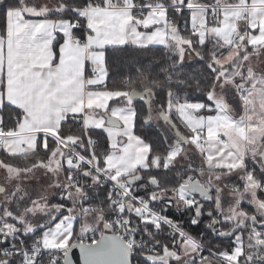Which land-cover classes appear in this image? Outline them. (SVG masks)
<instances>
[{
	"label": "crops",
	"instance_id": "obj_1",
	"mask_svg": "<svg viewBox=\"0 0 264 264\" xmlns=\"http://www.w3.org/2000/svg\"><path fill=\"white\" fill-rule=\"evenodd\" d=\"M221 5L223 9L216 12L217 20L215 22L210 21L206 15H203L207 27L206 36L200 37V43L213 39L218 43L217 49H225V53L218 58L222 68L218 71L216 84L208 95L210 105L204 113H201L202 105L200 104L201 108L196 112L197 118H201V128L196 131L197 136L193 139L198 140V135H201L204 143L200 144L196 141V145L204 146L207 141H222L224 138L219 135L221 132L232 148H236V140L245 141L248 124L246 121L239 120L243 110L240 106L234 104V99L246 98L248 100V97L252 95V97H256L264 103V0H240L238 5ZM202 6L204 5H195L192 8L188 6L186 8L203 13L202 10L198 9ZM56 10L60 12L62 10L61 6ZM7 13L4 30H0V117L4 108L13 110L14 106L19 116L15 118L17 122H14V127L5 129L3 126L0 131L1 134L6 136L2 147H0V154L4 153L9 156L25 155L35 151L40 140L43 146L45 139L55 140L58 146H61L58 131L67 118L81 116L85 124L88 112V91H106L102 87L106 80L104 51L108 48L125 45L163 47L177 52L183 62L194 60L190 41L179 35L178 30L172 25V22L168 21V16L163 11L149 12L144 17L137 18L128 10L107 11L83 8V10H78L76 14L84 25V31L75 30L71 20L54 17L51 12L25 13L20 7L9 10ZM193 26H191V29ZM201 29L202 27L199 31ZM180 39L184 42L179 43ZM233 39H236L237 43L233 44ZM56 41H58V44H55ZM241 47L250 49V53L241 57L239 61L240 69L231 76L230 70L225 67L232 64ZM91 70L94 72L92 73ZM239 93L241 96L238 95ZM216 102L218 106L215 109ZM189 113L192 114L193 112L189 111ZM158 118L159 124L162 123L160 127L166 126L173 129L160 118V113H158ZM150 121H152V118H150ZM182 126L190 135L189 129L183 123ZM98 129L103 128L99 127ZM170 132L172 133L171 129ZM234 136H237L236 140ZM77 144L81 145L79 141ZM184 146H187L190 152L195 153V145L192 143L188 142ZM243 154L245 158L247 155L245 147L243 148ZM64 155L67 159L66 151ZM248 160L246 159V161ZM204 161L203 158L198 160L192 157L188 162L190 168L186 167L183 170L200 176L203 181H214L215 185L225 188L228 192L232 188H239L238 186L242 182L238 177L243 176V172L214 169V171L210 170L208 173H199L197 171L199 169L198 165L202 164L203 169L206 168ZM48 162L49 160L40 164ZM178 162L181 165L184 163L182 158ZM40 164L33 168H37ZM169 164L171 163L168 157H164V168H166L165 166L168 167ZM260 166V170H263L262 173H264L261 163ZM70 167V162L69 165L63 164L61 166L59 181L61 186L65 187V189L63 188L64 193L68 190L69 197L72 199L75 191L71 185L66 183ZM8 168L11 167L5 165L0 158V180L6 178V175L10 172ZM217 173L221 175L219 180L215 179ZM126 177L125 179H130L138 176L127 175ZM194 180L197 179L193 178L192 181ZM138 182H140V178L135 181V183ZM198 182L200 183L199 180ZM187 184L189 183L182 186ZM202 186L210 187L212 195L210 185ZM256 194L258 198L264 200V194L262 196L257 192ZM192 197H194L192 200L197 202L198 205L202 204L197 196ZM213 197L214 194L212 201ZM76 199L73 200L75 204ZM156 199L161 203V206L175 205L178 206L179 210L181 207L186 206L169 202V195L163 192L158 193ZM64 204L68 205V202ZM249 208L254 210L257 217L261 218L258 222L256 220L257 225L251 224L250 227L264 229V216L254 208ZM186 210L188 209H181L178 212ZM72 214V218L67 223V233L63 236L57 235L53 239L52 234L54 231L51 227L43 230L35 237L41 241L42 248L68 250L75 244L74 240L77 237L101 229L103 226L102 224L82 232V218L78 220L76 209L73 210ZM248 218L247 221L250 222L253 217ZM214 221L215 218L211 223ZM207 228H209V224ZM47 233L48 236L45 237ZM263 236H261L256 251L259 256H256L255 260L264 259ZM177 243L180 248L183 247L181 239H178ZM170 251L175 257L167 254V257H164L165 261L182 258L181 252L178 255L174 250Z\"/></svg>",
	"mask_w": 264,
	"mask_h": 264
},
{
	"label": "rangeland",
	"instance_id": "obj_2",
	"mask_svg": "<svg viewBox=\"0 0 264 264\" xmlns=\"http://www.w3.org/2000/svg\"><path fill=\"white\" fill-rule=\"evenodd\" d=\"M21 5V10L23 12L36 14L52 11L57 12L56 9L61 6L58 0H22ZM193 6L189 7L192 8ZM61 9L63 8L61 7ZM195 23L202 27L201 31L195 34L200 43V37L203 38L206 36L205 31L207 27L206 19L201 11H192L191 26ZM182 42H184V40L179 41V43ZM180 60L182 61L181 58ZM215 63L221 65L219 59H217ZM238 95H240V93ZM118 96H120L119 93L113 94L107 91L94 92L89 90L87 96L88 112L86 115L85 129L87 135L90 137L88 132L89 127L97 129L99 127L103 128L102 130L107 136L111 150L104 159L103 172L110 175L114 180L122 181L123 177L134 175L138 170L146 168L147 149L139 139L132 134L133 110L132 107L129 106V99L126 97L124 99L127 105L123 101L122 105L109 106L110 101ZM233 102L243 110L239 120L246 121L248 124V133L245 141L236 140L237 136H234L237 147L232 148L227 138L220 132L219 135L224 138L222 141H207L204 146L196 145L197 140L193 138H196V131H199L201 128V118H197L196 112L201 106L200 104L180 105L177 107L176 114L191 133L189 141L195 145V153L190 152L187 146L182 144L174 146L175 142L169 141L168 144H170L171 147L165 155V157H168L169 161L181 160L182 158L184 161L180 166L182 169L186 167L190 168L188 162L192 157L198 160L202 158L205 159L204 166L206 168L203 169L202 164L198 165L199 169H197V171L199 173H208L210 170L214 171V169H226L229 171L239 170L243 172V176L238 177L240 178V182L243 183V187L241 183L239 189H237V187L236 189L232 188L229 192L225 188L215 185L214 181H203L200 179V176L193 175V173L189 172L182 176L183 184L190 183L194 178L199 180L202 185L211 186L214 192V210H216L217 213V216H215L216 224H226L225 226L222 224V226L217 229V233H223L221 237H233V243L236 247L233 252L231 248L227 252H215L202 242L200 243L211 253H214L212 255L206 253L204 256L208 257V259L204 261L210 262L211 264H242L245 261L255 260L256 256H259L258 253H256L257 247H259V241L261 236L264 235V229L259 227L252 228L247 221V219H249L248 217H255L258 221L261 220V218L254 214V210L249 208L245 210L242 208L243 204L254 208L259 213L264 211V200L258 198L256 194L257 192L262 196L264 193V181L259 182L252 174L257 167L261 168L258 156L264 146V103L256 97H252V95L248 97V100L246 98H238L234 99ZM217 106L218 103L216 102L214 105L215 109ZM189 111L193 113L190 114ZM108 118L118 121L120 126L110 127L107 125ZM151 118L155 125H161L159 124L160 121L156 109L151 112ZM85 129L82 130L84 138H86ZM159 129H162L163 132L165 131L168 134L170 133V139L173 136L168 127L161 126ZM121 140L123 141L121 142ZM78 141L79 140L74 138H66L64 140L61 139L60 143L72 145L76 144ZM244 147L247 151L245 158L243 154ZM64 153V147L61 145L52 151L48 163L40 164L37 168H30L26 171H17L8 168L10 172L6 175V178L0 180V185L5 188V191L0 194V238L7 237V239H12L21 235H31L46 225H52L48 228L52 227V231L57 233L58 236H63L67 233V223L73 216V210L76 209V204L73 200L77 198V193L74 192L72 195V199L74 198L73 200L69 197L68 190L63 194L68 205L49 203L54 194L57 195L60 188L65 189V187L61 186V182L59 181L61 166L63 164L69 165V161L65 158ZM246 159L252 162L249 160L246 161ZM244 161H246V165ZM156 162L157 160H154L152 165L156 164ZM165 165L167 164L165 163ZM262 171L259 170V173L261 172L260 175L262 174L263 176L264 173H262ZM220 176L221 175L217 173L215 179L219 180ZM227 189L229 188L227 187ZM193 198L194 197L181 190L180 186L169 195V202L187 205V202ZM61 213H64L63 217L57 219ZM81 221L83 224L82 232L87 231L92 227L103 224V213L101 211L87 213L82 217ZM28 229H31V231H28ZM41 232H43V230ZM187 240L188 239L184 238L181 240L183 245L180 251L182 258L180 257L177 264H188V262L191 263L195 259L201 264L203 262L201 249L195 242L197 250L192 251L190 246L186 243ZM237 252L240 254L242 253L239 260L238 257L240 254L237 256ZM167 254L175 257L172 252ZM228 256H234L236 258L229 260L227 259ZM165 257L167 256L165 255ZM0 261H6L5 256H1ZM164 261L165 260L162 259L155 263L165 264Z\"/></svg>",
	"mask_w": 264,
	"mask_h": 264
},
{
	"label": "trees",
	"instance_id": "obj_3",
	"mask_svg": "<svg viewBox=\"0 0 264 264\" xmlns=\"http://www.w3.org/2000/svg\"><path fill=\"white\" fill-rule=\"evenodd\" d=\"M58 1L63 9L60 12H51V15L54 17L67 18L71 20L72 23L78 19L76 14L78 10L88 8L92 5L90 0H83L82 3L78 2V0ZM217 1L219 4L224 5H238L240 3V0ZM0 2H3V0H0ZM211 2L212 0L163 1V4L166 6L178 7V9L171 8L165 13L168 17L172 18V25L178 30L179 35L190 41L191 49L194 53V60L191 62H182L177 52L163 47H133L125 45L122 47L108 48L104 51L106 80L102 88L113 94H120V96L110 101V107L122 105L125 97L129 99L128 96L132 91L140 93L149 91L153 98L154 109H156L158 113L164 111L165 115L176 130L181 134L184 133L187 135L188 132L183 128L182 123L176 114L177 107L180 105L201 104V113H204L205 109L209 107L210 102L208 100V95L216 84L218 71L222 68L220 65H217L215 61L222 57L225 53V49H217L218 43L213 39H208L204 43H199L198 37L191 31V14L193 10L187 9L186 7L191 5H208ZM21 4L22 0H8L6 12L20 8L22 6ZM5 19L6 18H0L1 31L4 30ZM55 44H58V41H56ZM110 53L113 54L111 61L108 60ZM248 53H250V49L241 47L238 56L234 59L232 64L226 65L225 68L230 70L231 76L240 69L239 61L241 57ZM209 66H211V68ZM211 69H214V71ZM117 72H119V75H116L113 79H107L108 76ZM125 104L127 105L126 102ZM129 106H131L133 110L132 134L137 137L147 149L146 168L140 169L134 173V175H137L140 178V182L134 184V193L141 198L155 200L157 203L159 202L156 199L157 194L162 192L167 195L172 194L175 189H178L183 185L182 176L189 173V171L181 173L175 169L168 167L164 168L163 166L164 157L167 154L168 149L171 147L168 142H172L176 138L173 129L170 128L173 134L170 139V133L168 134L161 131L159 125H155L152 121H150L149 124H146L145 120L151 118V113L142 103L129 102ZM8 110L9 109L4 108L1 112V117H3L2 123L5 129L14 127L15 118L17 117V111ZM133 123H135V129L133 128ZM88 132L91 141L94 143L93 150L98 168L103 171L104 159L111 152L107 136L102 129L89 127ZM188 136L190 135L188 134ZM58 138L60 140L66 138L79 140L81 145L76 143L72 144V146L76 147L86 155L84 133L82 129L76 125L73 117L67 118L66 122L62 123L60 130L58 131ZM45 140L48 142V150H45L41 145L40 140L35 151L31 153L20 156H9L1 153L0 158L5 165L16 170L33 168L40 163L47 162L50 159L52 151L58 146L55 140ZM149 145L151 146L150 148ZM154 160H157V162L152 165ZM260 169V167H257L252 174L259 182H262L264 181V175H260ZM150 180L156 181V188L152 186ZM86 191L92 197H96L92 203L96 208H99L102 211L104 216L113 210L110 202L107 200L108 187L101 184L96 179L95 175H91L86 179ZM102 192L103 196H101ZM63 194L64 191L60 188L57 195H54L49 203H67ZM212 194H214L213 191ZM195 198L197 199V197ZM203 206L204 208L200 216H197V211L194 209H188L180 213H170L165 216L175 226L193 239H199V233L204 232L205 236L199 240L211 250L219 253L227 252L232 246H234L233 237H221V234L217 233V229L221 227L222 224L225 226V223H221V225H217L214 228H207L208 224H210L213 218L217 216V213L216 210H214V201L208 204H203ZM242 208L247 210L249 207L242 204ZM60 217L61 216L59 215L57 219ZM194 220L196 221L195 223H193ZM256 220L258 222V219ZM249 224L251 225V221ZM50 226L52 225H46L31 235H21L10 240H8L7 237L0 238V257L5 256L8 264H13V262L14 264H20L16 257L7 256L6 251L9 249H21L27 247L42 230H45ZM145 230L140 226L141 234L148 235L152 240L158 239V237L152 232V227L147 226L145 227ZM177 241L178 237L175 234L168 232L163 239V245H165L168 250H174L180 255L181 248ZM179 259L180 257L170 259L164 261V263L177 264ZM131 261L132 264H140V261H143V264H160L143 258H136ZM188 264H198V261L195 259L191 263L188 262Z\"/></svg>",
	"mask_w": 264,
	"mask_h": 264
},
{
	"label": "built area",
	"instance_id": "obj_4",
	"mask_svg": "<svg viewBox=\"0 0 264 264\" xmlns=\"http://www.w3.org/2000/svg\"><path fill=\"white\" fill-rule=\"evenodd\" d=\"M163 1L164 0H90L92 5L87 9L107 11L128 10L137 18H142L149 12H166L171 8L178 9V7L164 5ZM198 9L202 10L203 15H206L210 21L215 22L217 20L216 12L221 11L223 6L219 4L217 0H212L210 4L204 5ZM168 21L171 22L172 18L168 17ZM73 27L77 31H84V25L79 19L73 22ZM199 30L200 26L197 24L191 29L193 33ZM232 43H237V40L233 39ZM91 72L93 73L94 71L91 70ZM74 119L77 126L82 130L85 129V124L81 116H76ZM15 122H17V119ZM2 128L3 125L0 122V131ZM84 131L86 135V155L72 145L61 143L66 151L67 159L71 164L66 183L71 185L73 190L77 193L76 213L78 220L87 213L101 211L94 206L92 203V196L86 191V179L91 175H95L96 179L101 184L108 187L107 200L110 202L113 210L106 216L103 215V227L101 229L80 235L74 240L75 244L89 245L93 244V241L101 239L102 235H115L129 248L131 257L157 262L164 259L165 255L171 252L163 245V239L169 232L175 234L178 239L182 240L184 238L195 241L201 249L202 257H204L206 253L209 255L214 254L200 244L201 242L199 239L205 236L204 232L199 233V239L190 238L165 216L167 213L178 212L181 209L197 210V202L191 199L187 202L186 206L181 207L179 210L178 206L175 205L161 206V203H156L155 200H147L139 197L134 193L135 182H128V179H123L122 181L114 180L110 175L98 168L93 150L94 143L87 135L86 129ZM5 138L6 136L0 133V147H2ZM197 141L200 144L204 143V139L201 135H198ZM244 164H247L246 161H244ZM78 193H83V195H78ZM188 204H193L195 208H189ZM157 224H159V227H156ZM215 224V221L210 223L209 228H214ZM140 226L143 227V229L147 226L152 227V232L158 239L152 240L148 235L141 234ZM235 249V245L231 247L232 251ZM66 252V249H44L42 248L39 238H35L27 247L7 250L6 255L9 257H16L20 264H52V261H55V264H62ZM242 264H264V259L245 261Z\"/></svg>",
	"mask_w": 264,
	"mask_h": 264
},
{
	"label": "snow or ice",
	"instance_id": "obj_5",
	"mask_svg": "<svg viewBox=\"0 0 264 264\" xmlns=\"http://www.w3.org/2000/svg\"><path fill=\"white\" fill-rule=\"evenodd\" d=\"M78 2L82 3L83 0H78ZM8 3V0H3V2H0V18H6L8 13L6 12V5ZM113 58V54H109L108 60L111 61ZM211 68V66H209ZM214 71V69H211ZM116 75H119V72L113 73L110 76L107 77V79H113ZM13 110L15 111V106L13 107ZM17 116H19V113L17 112ZM3 121V117H0V122ZM133 128L135 129V123H133ZM43 147L45 150H48V142L47 140L44 141ZM151 146L149 145V148ZM167 167V166H165ZM154 183V181H151ZM101 196H103V192L101 193ZM93 200L96 199V197H92ZM189 208H195L193 204H188ZM139 214V212H138ZM198 214V213H197ZM64 213H61L60 216L63 217ZM196 221L194 220L193 223ZM156 227H159V224L156 225ZM28 231H31V229H28ZM223 235V233L221 234ZM48 236V233L45 235V237ZM57 236V233L52 234V238L55 239ZM186 243L190 246L192 251L197 250V245L195 241L193 240H187ZM94 247L91 248H84L80 247V256H79V264H126V261L123 259V247L120 243L119 237H105L101 236V239L99 241H93ZM240 253L237 252V256ZM76 256V251L72 250L70 253V256L66 253L64 260L62 261V264H73V261L75 260L74 257ZM236 257L234 256H228L227 259L233 260ZM132 259H136V257H133ZM204 260H207L208 257H203ZM0 264H8L7 261H0ZM14 264V262H13ZM52 264H55V261H52ZM140 264H143V261H140ZM200 264V262H198Z\"/></svg>",
	"mask_w": 264,
	"mask_h": 264
},
{
	"label": "water",
	"instance_id": "obj_6",
	"mask_svg": "<svg viewBox=\"0 0 264 264\" xmlns=\"http://www.w3.org/2000/svg\"><path fill=\"white\" fill-rule=\"evenodd\" d=\"M129 100L131 103H142L147 110L150 109V104H151V95L149 93V91H145V92H136V91H132L129 96H128ZM160 118L167 122L171 127H173L177 137L180 139V143L181 144H187L188 142V139L186 137H184L183 135H181L177 130L176 128L173 126V124L170 122V120L168 119V117L165 115L164 111H161L160 112ZM146 124H149L150 123V118H147L145 120ZM107 125H109L110 127H119L120 124L118 121L114 120V119H111V118H108L107 119ZM122 142V141H121ZM191 143V142H190ZM177 143L174 144V146H176ZM259 159H260V163L264 169V146L259 154ZM139 179V177H133V178H130L128 179V182H135ZM151 181H154L151 182ZM150 183L152 184V186L155 188L157 186L156 184V181L155 180H150ZM5 188L0 186V194H2L4 192ZM181 190H183L184 192H186L187 194L191 195V196H197L199 201L202 203L200 205H198L197 207V216H200L201 212L203 211V204H208V203H211L212 202V195H211V189L210 187L206 186H202L198 180H194L192 181L191 183L187 184V185H184V186H181ZM211 216V215H209ZM251 224L252 225H257V222H256V219L253 217L251 219ZM262 226V225H261ZM105 237H117L115 235H108V234H105L103 235ZM100 240V239H99ZM98 240V241H99ZM120 243L123 247V259L126 261V264H132V257H131V253H130V250L129 248L122 242V240L120 239ZM95 245L93 244H89V245H86V244H74L72 245L68 250H67V254L70 256V253L72 250H75L76 251V256L74 257V261H73V264H79V256H80V247H84V248H91V247H94ZM65 257V256H64ZM202 264H211L210 262H204Z\"/></svg>",
	"mask_w": 264,
	"mask_h": 264
},
{
	"label": "flooded vegetation",
	"instance_id": "obj_7",
	"mask_svg": "<svg viewBox=\"0 0 264 264\" xmlns=\"http://www.w3.org/2000/svg\"><path fill=\"white\" fill-rule=\"evenodd\" d=\"M151 97H152V95H151ZM153 99V98H152ZM151 99V104H150V109H149V111H150V113H151V111H153V109H154V107H153V100ZM173 133H174V135H175V139L172 141V142H175V143H177V145L178 144H181L180 143V139L177 137V135H176V133H175V131H173ZM181 134V133H180ZM181 135H183L184 137H186L187 139H188V141H189V137L190 136H188V133H187V135L186 134H184V133H182ZM182 145H184V144H182ZM174 161V160H173ZM179 160H176V161H174V162H172V160H170L169 162L171 163V164H169V166H168V168H172V169H175L176 171H178V172H181V173H183V172H185L186 170H183L180 166H181V164L178 162ZM212 196H213V194H212ZM204 262H207V261H203V263Z\"/></svg>",
	"mask_w": 264,
	"mask_h": 264
},
{
	"label": "clouds",
	"instance_id": "obj_8",
	"mask_svg": "<svg viewBox=\"0 0 264 264\" xmlns=\"http://www.w3.org/2000/svg\"><path fill=\"white\" fill-rule=\"evenodd\" d=\"M78 195H83V193H78ZM258 211H259V209H258ZM260 214L264 215V211H261Z\"/></svg>",
	"mask_w": 264,
	"mask_h": 264
}]
</instances>
